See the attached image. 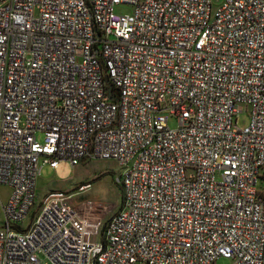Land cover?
<instances>
[{"label":"built area","instance_id":"obj_1","mask_svg":"<svg viewBox=\"0 0 264 264\" xmlns=\"http://www.w3.org/2000/svg\"><path fill=\"white\" fill-rule=\"evenodd\" d=\"M89 158L120 166L109 219L88 186L38 204ZM260 179L264 0H0V264H264Z\"/></svg>","mask_w":264,"mask_h":264},{"label":"rangeland","instance_id":"obj_2","mask_svg":"<svg viewBox=\"0 0 264 264\" xmlns=\"http://www.w3.org/2000/svg\"><path fill=\"white\" fill-rule=\"evenodd\" d=\"M221 0H213L214 5ZM116 9L121 12H131L132 6L127 3L118 4ZM171 126L177 125L176 117L169 119ZM240 125L249 122V114L244 111L238 118ZM120 166L113 158H93L83 160L80 164L73 166L69 160H62L57 168L44 164L37 179V202L38 204L47 193L52 191H77L83 186H88L87 190L79 194L74 199L76 204L82 203L86 199L102 200L109 204L111 212L105 217L109 219L110 214L116 211L122 200L123 189L119 185L118 170ZM119 182V183H118ZM259 187H264V179H260ZM122 191V192H121ZM10 192L7 183L0 184V198L4 201ZM2 224V214L0 213V225ZM99 235L94 239L98 240ZM231 259L219 256L215 264H230Z\"/></svg>","mask_w":264,"mask_h":264},{"label":"trees","instance_id":"obj_3","mask_svg":"<svg viewBox=\"0 0 264 264\" xmlns=\"http://www.w3.org/2000/svg\"><path fill=\"white\" fill-rule=\"evenodd\" d=\"M117 179H118V177H117ZM119 183V182H118ZM119 185L121 186V188H122V185H121V182L119 183ZM122 192V191H121ZM121 195L123 196V194L121 193ZM123 198V197H122Z\"/></svg>","mask_w":264,"mask_h":264}]
</instances>
